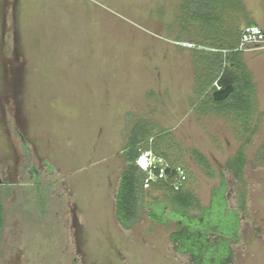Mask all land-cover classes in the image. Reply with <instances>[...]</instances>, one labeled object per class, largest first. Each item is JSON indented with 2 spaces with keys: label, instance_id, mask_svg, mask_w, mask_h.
Here are the masks:
<instances>
[{
  "label": "rangeland",
  "instance_id": "374dc122",
  "mask_svg": "<svg viewBox=\"0 0 264 264\" xmlns=\"http://www.w3.org/2000/svg\"><path fill=\"white\" fill-rule=\"evenodd\" d=\"M237 1L239 8L226 4L219 10L223 37L235 46L233 35L248 21L264 29V0ZM181 2L0 0V159L10 162L15 182L11 195L2 198L0 264H187L169 244L173 222L158 224L147 214L162 193L144 189L138 220L129 231L114 217V194L126 167L121 144L136 122H149L153 134L168 132L156 137L157 150L166 152L172 166H182L183 188L201 207L208 205L225 162L248 136L229 116L196 112L208 92L202 86L206 54L201 51L210 49L202 46L205 36L197 23L186 20ZM182 42L201 47L197 57L176 45ZM61 49L81 58L75 73H68ZM241 59L256 90L257 114L249 128L257 129L244 148L247 204L234 264H264V156L257 158L264 145V45L244 50ZM55 70L60 74L51 81ZM34 78L36 92L30 89ZM49 83L56 91L39 100ZM108 125L114 147L103 163L88 149L75 150L72 131H88L95 148ZM23 143L30 159L24 158ZM193 150L207 159L214 177L199 167ZM45 158L55 170L39 173L38 201L31 177L24 172L17 177L15 168L29 163L42 170ZM227 182L236 195L231 175Z\"/></svg>",
  "mask_w": 264,
  "mask_h": 264
},
{
  "label": "trees",
  "instance_id": "16d2710c",
  "mask_svg": "<svg viewBox=\"0 0 264 264\" xmlns=\"http://www.w3.org/2000/svg\"><path fill=\"white\" fill-rule=\"evenodd\" d=\"M226 4L233 5V8L240 7L237 0H182L180 5V9L186 14V20L197 23L200 32L205 36L202 46L210 49L201 51L206 54V77L202 86L208 92L203 101L197 102L195 110L199 114L229 116L239 123L242 134L248 136L220 170V182L212 188L207 206L201 207L196 197L183 187L174 190L171 179L152 180L148 187L163 196L162 200L153 199L149 204V218L158 224L173 222L175 229L169 234V244L172 251L185 259L187 264H234V246L241 242L240 226L246 211L247 191L244 176L247 159L244 148L251 142L252 134L257 129V126L251 130L249 128L250 121L257 114L256 90L241 59L242 52L234 51L236 46L226 42L223 37L224 21L219 10H223ZM253 25L256 26L253 21H248L246 26ZM240 32L241 30L233 35V44L239 42ZM192 53L196 56L198 50H192ZM198 81L200 78L197 76ZM213 83H217L221 89L232 86L233 90L226 99L215 102L211 97L216 90ZM203 92L204 88L200 93ZM153 128L149 122H136L121 152L126 167L119 177L114 194V217L124 231H129L138 220L142 192H146L143 182L147 175L135 163L138 155L142 151L150 150L167 162L169 160L166 152L157 150L155 144L156 137L166 136L168 132L161 129L153 134ZM166 142L165 140L163 143ZM24 149V153L29 154L27 148ZM258 151L257 158L260 159L264 156V145ZM192 157L207 177H214L213 168L200 152L193 150ZM27 158L30 159V156ZM179 167L182 168L181 165ZM52 170L49 167L48 174L52 175ZM229 175L235 180L236 195L231 194L227 182ZM31 183L32 189L38 195L37 200L40 201L42 188L38 177ZM11 189L0 186V241L4 221L2 198L4 195L10 196Z\"/></svg>",
  "mask_w": 264,
  "mask_h": 264
},
{
  "label": "flooded vegetation",
  "instance_id": "af4514ba",
  "mask_svg": "<svg viewBox=\"0 0 264 264\" xmlns=\"http://www.w3.org/2000/svg\"><path fill=\"white\" fill-rule=\"evenodd\" d=\"M256 26H258V25L256 24ZM107 32H108V34L112 33L111 31H107ZM107 32H105V35L101 36V39H106V36L108 35V34H106ZM57 42H56V44H57ZM63 45H66V44H63ZM60 53L62 54V60L64 62H66V61L68 62V63L66 62L67 64H65V65L66 66H69L70 65L69 68L67 69L68 73L69 74L75 73L76 72V69L78 70L80 68V59L81 58H74V54H70L71 53L70 51H65V50H62V49H61V52ZM64 54L70 55V57H68V59H65L64 58ZM82 68L83 67H81L80 71L83 70ZM86 70H87V68H86ZM55 72H54L55 73V76L53 75V72L49 74L50 75L49 77L52 78L51 81H55L56 80V76L60 74L56 70H55ZM80 75H79V77H80ZM103 75L100 74L98 78L99 79L103 78L104 77ZM105 80L108 81L107 79H105ZM34 82H35V78L33 79L32 83H31L32 87H30V89L31 90H34L36 92V90L34 88ZM54 86L55 85L51 86L50 83L47 86H45V87L43 86V93L44 94L43 95L37 94L38 95L37 98L39 100H41V101L43 99H49V96H50L49 93L52 92V91L53 92L56 91V86L55 87ZM35 96H36V94L33 97H29V95H28L27 98H29V100H31V99L35 98ZM35 101H38V100L36 99ZM88 127L89 126H87V129H88ZM110 127L111 126H109V125L106 126V132L104 133V135L102 134L100 136L99 141H98V144L95 145V148H92L93 140L92 141L89 140L90 137L88 135V133H89L88 131H86V130H79V129H76V131H72L73 134H74V138L76 139L77 144H78V147L75 150L76 151H79L78 153H81V151H86L88 149V151L92 152V154H98V155H100L99 157L101 159L98 160V163H103L105 161L104 155H110V153L112 152V146L114 147V145H112V143H111L112 142V139H113V136L110 134V130H109ZM85 133H87V135H85ZM126 142H127V139H126ZM125 145H126V143H125ZM125 145H124V140H123L122 141V144H121V147L124 149ZM24 147H27V146L24 145V143H23V147H22L23 153L25 151ZM123 149H122V151H123ZM28 155L29 154H25L24 153L25 160L28 159L27 158ZM28 162H30V161H28ZM41 163H42V167H41L42 170H38V169L33 168L31 164L29 165V163L28 164H22V163L19 164V163H17L18 169L20 168L19 170L17 168H15V170L18 171L17 177H21L22 176V173L24 172V174L29 175L31 177V180L34 181V179L36 178V176L39 178V173L41 171H45L46 173H48L47 170L49 169V167H51L53 169L52 171L54 172L55 165L52 162H50L48 158L43 159ZM9 164H10V162H7V159H5V158L3 160L0 159V165H1L0 166V180H1V185L0 186H2L3 188L11 187L13 189L14 186H15V182H12L11 178L14 177V173L11 172V170H10L11 166ZM94 165L95 164H92L91 163V166L92 167ZM91 166L88 165V167H91Z\"/></svg>",
  "mask_w": 264,
  "mask_h": 264
},
{
  "label": "built area",
  "instance_id": "2783aa9c",
  "mask_svg": "<svg viewBox=\"0 0 264 264\" xmlns=\"http://www.w3.org/2000/svg\"><path fill=\"white\" fill-rule=\"evenodd\" d=\"M187 49L201 50V47L193 43H177ZM253 45H264V32L258 26H245L241 29L240 39L234 51L243 52ZM216 90L221 88L217 83H213ZM137 167L144 173L146 178L143 182V187L148 188L152 180H167L171 179V185L174 190H179L184 185L185 171L179 166L170 165L165 159L155 155L152 151H142L136 160Z\"/></svg>",
  "mask_w": 264,
  "mask_h": 264
},
{
  "label": "water",
  "instance_id": "95a60500",
  "mask_svg": "<svg viewBox=\"0 0 264 264\" xmlns=\"http://www.w3.org/2000/svg\"><path fill=\"white\" fill-rule=\"evenodd\" d=\"M262 30L264 32V29H262ZM232 90H233L232 86H228V87H226L224 89H220V90H215L212 92L211 97H212L213 101L219 102V101L226 99ZM0 185H1V180H0Z\"/></svg>",
  "mask_w": 264,
  "mask_h": 264
},
{
  "label": "crops",
  "instance_id": "0c3cea01",
  "mask_svg": "<svg viewBox=\"0 0 264 264\" xmlns=\"http://www.w3.org/2000/svg\"><path fill=\"white\" fill-rule=\"evenodd\" d=\"M191 43V42H190ZM188 50H190V49H188ZM191 50H194V49H191ZM199 51V50H198ZM188 52V51H187ZM193 54V53H192Z\"/></svg>",
  "mask_w": 264,
  "mask_h": 264
},
{
  "label": "clouds",
  "instance_id": "9594fccd",
  "mask_svg": "<svg viewBox=\"0 0 264 264\" xmlns=\"http://www.w3.org/2000/svg\"><path fill=\"white\" fill-rule=\"evenodd\" d=\"M262 29V28H261Z\"/></svg>",
  "mask_w": 264,
  "mask_h": 264
}]
</instances>
